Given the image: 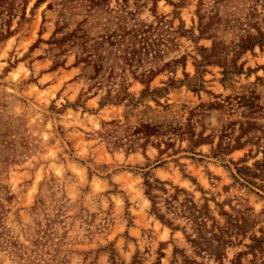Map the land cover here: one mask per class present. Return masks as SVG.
<instances>
[{
  "label": "clouds",
  "instance_id": "obj_1",
  "mask_svg": "<svg viewBox=\"0 0 264 264\" xmlns=\"http://www.w3.org/2000/svg\"><path fill=\"white\" fill-rule=\"evenodd\" d=\"M0 264H264V0H0Z\"/></svg>",
  "mask_w": 264,
  "mask_h": 264
}]
</instances>
